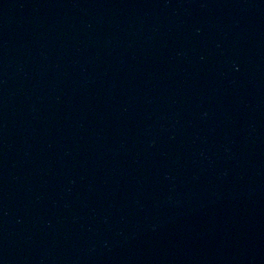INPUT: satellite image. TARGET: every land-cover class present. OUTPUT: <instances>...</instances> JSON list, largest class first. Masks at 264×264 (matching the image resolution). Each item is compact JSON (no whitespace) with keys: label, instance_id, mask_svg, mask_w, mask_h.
I'll use <instances>...</instances> for the list:
<instances>
[{"label":"water","instance_id":"95a60500","mask_svg":"<svg viewBox=\"0 0 264 264\" xmlns=\"http://www.w3.org/2000/svg\"><path fill=\"white\" fill-rule=\"evenodd\" d=\"M0 264H264V0H0Z\"/></svg>","mask_w":264,"mask_h":264}]
</instances>
